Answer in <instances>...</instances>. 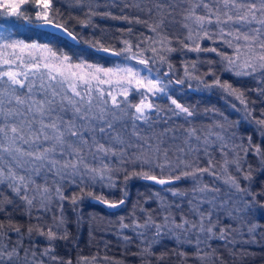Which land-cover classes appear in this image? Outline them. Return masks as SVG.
I'll use <instances>...</instances> for the list:
<instances>
[{"label": "snow or ice", "instance_id": "obj_1", "mask_svg": "<svg viewBox=\"0 0 264 264\" xmlns=\"http://www.w3.org/2000/svg\"><path fill=\"white\" fill-rule=\"evenodd\" d=\"M75 3L88 5L86 18L80 21L84 26L91 25L92 16L101 14L95 10V0H75ZM122 3L124 8L146 13L148 20L115 16L111 12L101 15L129 24H144L152 35L141 34L135 42L122 39L123 47L119 49L105 47L99 40L92 43L98 51L123 58L124 63L114 68L85 60L73 62L72 56L48 44L12 38L8 28L0 25V214L9 217L10 232L18 237L17 243L10 246V233L4 231L5 225L0 222V241H9L0 243V264H44L43 257H50L55 264H72L71 260L62 261L53 254L55 242L68 239L63 214V202L69 199L65 184L80 189V194L70 198L74 206L87 195L116 209L125 204L126 191L118 201H110L86 189L97 183L114 188L117 174H123L125 184L139 178L161 186L151 197L158 201L156 209L149 211L137 203L130 223L120 218L118 235L125 245L134 238L140 240V251L134 255L142 260L154 254L153 246L163 238L175 240L183 259L188 257L184 246L193 248L194 258L200 264L213 257L223 259L216 255L212 241H223L225 248L255 242L244 239V235L246 229L250 237L255 236L257 225L249 217L255 210L258 194L251 193L250 186L242 187L236 173L242 174L246 181L252 180L251 166L246 173L243 167L249 153L260 160L264 170V149L260 144L253 145L251 137L247 146L235 143L242 140L233 130L239 121L230 123L215 108L205 109V114L213 112L221 119L208 124L206 134L192 126L191 118L198 115L196 108L179 102L170 88L173 83L183 85L186 79H196L206 89L218 88L239 100L244 108L236 110L243 111L244 119L253 122L244 92L221 81L215 67L218 64L220 71L236 77L258 76L264 83V0H132L131 3L122 0ZM29 4L35 11L34 17L24 7ZM5 15L29 25L52 27L78 42L67 21L61 22L62 13L54 8L53 0H0V16ZM177 24L184 30L182 39L169 35ZM132 32V28L127 29L129 37ZM174 40L181 48L173 47ZM203 41H210L211 45L203 47ZM185 49L196 53L197 58L191 64L185 61L184 77L173 81L170 78L173 66L168 57ZM148 51L152 52L151 57L145 55ZM200 53H215L219 60H202ZM157 61L167 64L169 72L161 75L159 68L154 70L152 65ZM200 64H207L208 71L197 75ZM207 76L214 77L211 83L205 80ZM103 85L108 86L107 90ZM132 90L140 95L139 103L131 104L127 99ZM260 95L264 96V89ZM120 96L125 99L121 101ZM159 96L170 104L162 107L155 103L153 98ZM261 115L264 117V113ZM173 118H183L189 126H175ZM254 122L264 138V118ZM181 129L182 134L177 135ZM217 150L221 161L215 158ZM181 181L189 186L180 187ZM165 194H170L171 199ZM247 195H252V201L243 199ZM57 203L58 216L53 212ZM9 207L13 211L22 208V214L28 216L29 237L35 232L45 238L47 246L40 252L39 261L35 246L23 247L24 234L11 221ZM137 208L144 213L142 222L136 216ZM50 212L53 215L48 223L45 216ZM225 218L237 227L225 225ZM32 219L37 223L33 225ZM124 230H130L134 236L124 234ZM229 252L236 256L234 247ZM97 259L81 256L78 264H95ZM157 259H165V254Z\"/></svg>", "mask_w": 264, "mask_h": 264}, {"label": "trees", "instance_id": "obj_2", "mask_svg": "<svg viewBox=\"0 0 264 264\" xmlns=\"http://www.w3.org/2000/svg\"><path fill=\"white\" fill-rule=\"evenodd\" d=\"M132 0H129L131 3ZM97 7L95 10L98 13L111 12L115 16L127 15L130 18L139 16L142 20H148L146 13H142L135 8H124L122 0H95ZM113 3L117 6L113 7ZM54 8H58L62 13L61 22L67 21L69 30L74 31L78 36L77 41H70L63 36L48 31L43 28H38L36 25H29L22 19L16 17L0 16V25H4L12 34V38L20 39L26 43H39L48 44L58 52H64L72 56L73 62H79V60H85L88 63H94L106 68H113L116 64L124 62L122 57H107L101 54H97L92 50V43L95 41H102L105 47L115 46L117 49L123 47L121 43L122 39H131L134 42L138 40L141 34L144 36L152 35L148 28L144 24H129L127 21L120 19H112L105 17L101 14L91 17V25L84 26L80 21L86 18L88 11V5L85 3L83 6L77 5L75 0H53ZM28 9V14L32 17L35 16V11L31 4L25 5ZM123 9V11H121ZM179 19V17H177ZM132 28V35L129 37L127 29ZM184 30L180 28L179 24L169 33V35L180 37L184 36ZM211 45L210 41H203L202 46L208 47ZM173 47L181 48V45L175 40L173 41ZM223 47V46H221ZM231 52L230 49H225ZM11 51V50H9ZM147 57H151L153 54L151 51L145 53ZM200 58L219 60V57L215 53H200ZM197 54L194 52H188L186 49L183 51L172 52L168 60L173 66V73L171 74V80L175 81L184 77V63L187 61L191 64L196 60ZM27 59V57H26ZM135 64V61H132ZM143 67L142 65L140 66ZM153 69H160V74L169 72L167 64L161 65L158 61L152 65ZM208 71L207 64H200L197 75L203 74ZM216 74L220 77L221 81H227L232 84L233 87L239 88L244 92L247 101L248 109L252 112L253 122L249 123L244 119L243 111H237L236 109H243L244 105L239 100L232 96H227L218 88L206 89L196 79L185 81L183 85L172 84L170 91L179 102L194 106L198 115L192 119V126L197 127L202 132H205V128L213 120H220L221 117L213 112L205 114V109H217L222 112L224 116L228 118V121L232 124H236L239 121L237 127L233 130L237 132L238 137L235 143H243L248 145V137L252 138V144H260L264 149V138H262L259 126L255 124V119L264 118V96L260 95V90L264 89V83L260 82L259 77H236L232 73L220 71V66L217 64L215 67ZM167 79V78H166ZM214 77L207 76L205 80L211 83ZM106 85H103L104 87ZM136 94L130 93L128 100L131 104L136 103ZM124 100V99H123ZM121 100V101H123ZM154 102L163 106L170 104L165 97H154ZM233 105L236 107L234 108ZM174 107V106H173ZM130 111H133L132 109ZM129 128L131 121H128ZM139 123V122H137ZM189 125L183 118H173V125L179 126ZM144 127H147L146 125ZM160 127H163L162 125ZM182 134V129L177 132V135ZM206 134V132H205ZM232 145L229 144V147ZM217 161H221L219 151L214 153ZM241 156H244L243 151L240 152ZM231 159V154L229 156ZM246 163L243 165L245 173L248 171L249 165L252 169V180L246 181L243 179V175L236 173L240 179L242 187H249L251 193L258 194L255 201V210L249 217V220L257 225V230L254 237H250L245 229L244 239H254V243L240 244L235 246L228 245L224 247L223 241H212V247L216 249V255L222 257V260L213 258L208 259L205 264H264V170L260 160L249 153L246 157ZM202 164H206V160H202ZM232 171L235 172V168L232 167ZM116 187L109 188L102 186L100 183L93 185L86 191H92L96 196L103 195L105 199L110 201H118L124 197V192H127L125 198V204L114 210H107L100 204L94 202L92 197L87 195L82 198L74 206L71 203V196L73 194H80L79 187L75 185L65 184V194L69 199L63 202V214L66 219L65 228L68 232L67 240H57L55 242L54 255H56L62 261L71 260L72 264H78L81 256L91 258L97 256L95 264H200V261L194 258V249L188 246H184V249L188 257L183 259L179 256L180 248H177L174 239L163 238L157 245L153 246V255L145 256L142 260L140 256L134 255L140 251V240L134 238L132 243L125 245L122 238L118 235L120 231V218L124 217L126 223L131 222V214L133 213V206L137 203L144 209L149 211L158 207V201L151 198L153 193L160 189L161 186L154 185L153 183L141 180L139 178H133L126 184L123 174H117L115 177ZM211 177H206V180H210ZM180 187H188L189 183L181 181ZM5 191H7L5 189ZM170 199V194H165ZM239 195V194H238ZM243 199L252 201V195L243 196ZM179 202V201H178ZM19 203V202H18ZM185 213L187 212L186 203L183 205ZM11 213V221L20 226L23 232V247L29 249L33 246L36 248V259H41L40 252L47 246V242L44 237L38 236L33 232L29 237L27 229L29 226V218L27 215L22 214V208L13 211L9 207ZM53 212L58 216L60 214L59 204L54 207ZM136 216L139 217L141 222L143 221L144 213L139 208L135 210ZM53 213L50 212L45 216V220L51 223ZM177 217L179 212H176ZM35 216V213H34ZM0 222L5 225L4 231L9 232L11 236L10 246H14L18 237L14 232H10L9 217L5 214H0ZM224 224H231L232 227H237V224L233 221L224 219ZM34 225L37 223L35 219L31 220ZM43 223V221H41ZM47 225H45L46 230ZM218 231V229H217ZM124 234L130 237L134 234L130 230H124ZM151 239V234L148 236ZM0 243H9L8 240L0 241ZM107 245V246H106ZM234 247L236 256L230 255L229 249ZM175 253V254H174ZM246 253V254H245ZM165 254V259L158 260L157 258ZM24 253L21 252V257ZM108 257L105 260L104 257ZM44 264H55L50 257H43Z\"/></svg>", "mask_w": 264, "mask_h": 264}, {"label": "water", "instance_id": "obj_3", "mask_svg": "<svg viewBox=\"0 0 264 264\" xmlns=\"http://www.w3.org/2000/svg\"><path fill=\"white\" fill-rule=\"evenodd\" d=\"M37 27H38V26H37ZM38 28L46 29V30H48V31H51V32L56 33V34H59V35L63 36L64 38H66V39L72 41L71 38L67 37L66 35L62 34L60 31H58V30H56V29H54V28H52V27H47V26H46V27H38ZM92 50H93L95 53H97V54H101V55H104V56H107V57H115V56H112V55H110V54H108V53H104V52L98 51V50H97L96 48H94V47H92ZM147 182L152 183L151 181H147ZM93 200H94V202L100 204L102 207H104V208L107 209V210H114V209H110V208H108L106 205L100 203L99 201H97V200H95V199H93Z\"/></svg>", "mask_w": 264, "mask_h": 264}, {"label": "rangeland", "instance_id": "obj_4", "mask_svg": "<svg viewBox=\"0 0 264 264\" xmlns=\"http://www.w3.org/2000/svg\"><path fill=\"white\" fill-rule=\"evenodd\" d=\"M122 63H124V62H122ZM122 63H118V64H116L114 67H116L117 65H119V64H122ZM133 65H135L134 64V62H131ZM113 67V68H114ZM140 67V66H139ZM104 88L107 90V88H108V86L106 85V86H104ZM130 93H137V92H135L134 90H132V91H130ZM159 97H162V96H159ZM118 99H120V100H123V99H125L123 96H120V97H118ZM140 99H141V97H140V95L137 93L136 94V103H139V101H140ZM135 103V100H134V104H136ZM131 110V109H130ZM133 111H134V109H132Z\"/></svg>", "mask_w": 264, "mask_h": 264}]
</instances>
